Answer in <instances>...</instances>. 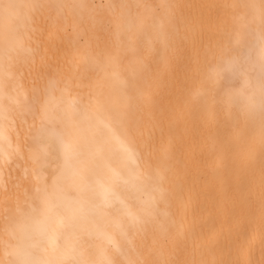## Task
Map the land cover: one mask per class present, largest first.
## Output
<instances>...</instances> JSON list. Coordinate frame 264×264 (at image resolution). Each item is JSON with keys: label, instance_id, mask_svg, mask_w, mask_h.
Here are the masks:
<instances>
[{"label": "bare ground", "instance_id": "obj_1", "mask_svg": "<svg viewBox=\"0 0 264 264\" xmlns=\"http://www.w3.org/2000/svg\"><path fill=\"white\" fill-rule=\"evenodd\" d=\"M262 82L264 0H0V264H264Z\"/></svg>", "mask_w": 264, "mask_h": 264}, {"label": "snow or ice", "instance_id": "obj_2", "mask_svg": "<svg viewBox=\"0 0 264 264\" xmlns=\"http://www.w3.org/2000/svg\"><path fill=\"white\" fill-rule=\"evenodd\" d=\"M3 7H4L5 11L7 12V10H8L10 7H12V6L9 5V4H4ZM261 89H262V93H264V82H262V84H261Z\"/></svg>", "mask_w": 264, "mask_h": 264}]
</instances>
